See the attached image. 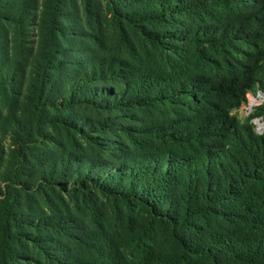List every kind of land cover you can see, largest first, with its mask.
I'll use <instances>...</instances> for the list:
<instances>
[{"label":"rangeland","instance_id":"1","mask_svg":"<svg viewBox=\"0 0 264 264\" xmlns=\"http://www.w3.org/2000/svg\"><path fill=\"white\" fill-rule=\"evenodd\" d=\"M25 1L29 2L23 16L27 27L17 14ZM3 2L1 12L7 18L0 24V264H93L102 253L109 255L117 247L128 261L136 262V245L146 244L142 240L146 233L153 239L150 246L155 252L168 249L169 235L148 219L138 201L125 206L86 178L81 190L73 191L70 181L81 173V164L88 167L98 162L105 164L103 169L114 170L121 160L130 163L141 154L170 147L160 136L167 130L157 126L168 125L179 107H114L112 96L92 97L90 93L95 86L117 91L118 84L132 79L127 70L167 73L176 63L198 69L205 59L188 44L189 34L183 38L168 34L164 43L149 40L150 36L115 14V9L130 11L129 0ZM151 4L152 0H143L142 6ZM226 5L222 0L206 2L148 28L182 35L180 31L222 18ZM55 26H63L71 38L59 36V32L53 37ZM62 47L69 50L72 62L78 63L88 49L110 62L109 67L103 66V74L99 67L86 78L80 70L72 72L74 64L68 63L63 76L58 75L46 62L53 52L58 57ZM169 47L179 52L163 56ZM83 61L85 67L91 64L90 59ZM77 77L82 78L76 81ZM57 78L56 93L50 100L49 88ZM86 79L89 82L83 83ZM65 82L74 83L66 89ZM69 90L90 93L70 104L66 101ZM234 113L252 123L255 131L257 117L264 119L258 109L246 112L242 107ZM152 125H157L153 132L144 129ZM44 178H52L54 183L48 185Z\"/></svg>","mask_w":264,"mask_h":264},{"label":"trees","instance_id":"2","mask_svg":"<svg viewBox=\"0 0 264 264\" xmlns=\"http://www.w3.org/2000/svg\"><path fill=\"white\" fill-rule=\"evenodd\" d=\"M215 1L152 0L151 5L142 6L143 0H129L130 11L115 9V14L150 36L149 40L164 43L168 34L183 38L188 33V44L205 59L198 69L176 63L167 73L127 70L132 79L118 84L117 91L98 86L91 90L93 94L88 90L67 91L66 101L70 104L90 93L92 97L112 96L114 107L173 104L180 108L168 125L144 128L153 132L156 126L164 127L167 131L160 136L170 147L141 154L130 163L121 160L114 170L103 169L105 164L98 162L88 167L81 164V173L70 181L73 191L79 192L86 178L104 195L125 206L138 201L148 219L169 235L168 249L155 252L150 246L153 239L146 233L142 239L146 244L136 245V262L128 261L117 247L109 255L102 253L93 264H264V133L256 132L252 123L243 122L234 113L247 103L248 93L260 92L263 102L254 109L264 115V0H222L228 7L222 18L180 31L182 35L148 28L166 22L177 12L186 13ZM3 3L0 0V24L7 18L1 12ZM28 3L25 1L17 11L25 27L23 16ZM55 29L51 31L53 37L58 32L59 36L70 37L71 32L63 26ZM167 50L163 56L173 57L179 52L175 47ZM68 54L67 47L61 48L58 57L53 52L52 57L45 58L46 67L63 76L68 63L74 64L72 72L80 70L86 78L96 74L99 67L101 74L105 73L104 67H109L110 62L88 49L78 63L72 62ZM83 59H90L91 64L85 67ZM58 79L51 82L50 100ZM88 82L86 79L83 83ZM73 83L65 82L66 89ZM53 180L44 178L48 185Z\"/></svg>","mask_w":264,"mask_h":264},{"label":"built area","instance_id":"3","mask_svg":"<svg viewBox=\"0 0 264 264\" xmlns=\"http://www.w3.org/2000/svg\"><path fill=\"white\" fill-rule=\"evenodd\" d=\"M263 102V96L260 92H258L256 95L253 93L247 94V103L243 106L246 110V112H249L250 110L254 109V107L260 105ZM256 132L263 133V125H264V119L263 117H260L256 119Z\"/></svg>","mask_w":264,"mask_h":264}]
</instances>
